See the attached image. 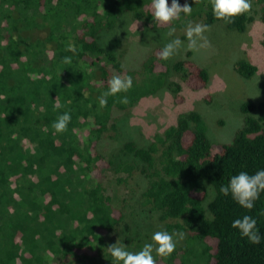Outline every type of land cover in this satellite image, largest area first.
I'll use <instances>...</instances> for the list:
<instances>
[{"label":"trees","instance_id":"1","mask_svg":"<svg viewBox=\"0 0 264 264\" xmlns=\"http://www.w3.org/2000/svg\"><path fill=\"white\" fill-rule=\"evenodd\" d=\"M185 2L190 15L160 24L151 0H0V264H111L107 238L124 214L107 171L166 231L186 233L183 244L155 264H264V239L253 245L231 228L234 219L250 215L264 237V193L250 211L219 193L231 176L264 169V96L242 102L241 124L228 141H211L193 107L145 145L128 140L109 154L102 146L119 139L117 116L143 96L168 90L182 103L183 87L202 90L210 78L192 51L165 61L157 43L139 68L128 69L121 54L101 43L102 30L127 14L154 34L197 18L237 33L255 20L264 23V0H250V9L231 23L213 16L210 0H179ZM70 43L74 53L66 50ZM66 56L71 63H64ZM230 63L243 78L260 72L243 57ZM113 75L131 76L133 85L100 108L97 98ZM212 102L205 93L195 106ZM65 111L71 121L56 133L52 123ZM224 123L221 118L217 126ZM73 183L79 189L68 195Z\"/></svg>","mask_w":264,"mask_h":264},{"label":"rangeland","instance_id":"2","mask_svg":"<svg viewBox=\"0 0 264 264\" xmlns=\"http://www.w3.org/2000/svg\"><path fill=\"white\" fill-rule=\"evenodd\" d=\"M123 17L112 30L101 31V43L118 55L121 54L119 58L128 69L139 68V62L150 51V46L157 43L163 47L170 39L177 37L184 42V47H181L170 59L175 61L184 56L187 50L185 39L187 26L174 27L175 32L172 36H168V31L150 33L148 29H144L142 21L134 20L131 15L127 14ZM189 23L202 24V21L197 18ZM263 32L264 23L256 20L242 33L227 31L222 23L207 27L204 35L209 42V47L192 50L194 61L209 71L210 78L207 87L198 91L183 87L181 93L185 99L182 103L177 102L175 95L168 90L161 92L158 96L153 94L143 96L132 110L117 116L119 139L104 140L102 143L104 150L108 154L116 153L120 145L128 140L145 145L153 139L160 127L175 121L179 113L188 112L193 107L203 116L211 141L230 140L241 124L243 114H241L240 105L242 102L258 101L261 96H264ZM114 39L119 40L120 43L115 44ZM235 55L237 59L243 57L253 62L260 72L248 79L237 75L230 63ZM170 79L181 83L175 75H172ZM205 93L213 95L212 104L202 103L195 106V99ZM221 118L225 119L224 127L217 126ZM106 173L115 206L119 207L124 214L123 221L115 229L117 233L108 235L107 247L118 240L129 251H138L143 244L150 242L154 232L165 230V223L158 220L155 212L150 214L147 207H140L137 197L128 193L126 188L118 186L112 172L107 171ZM78 189L79 185L73 183L67 194ZM169 233H183L184 238L186 235L177 230ZM184 238L176 239V247L183 244ZM154 258L159 257L154 254Z\"/></svg>","mask_w":264,"mask_h":264},{"label":"clouds","instance_id":"3","mask_svg":"<svg viewBox=\"0 0 264 264\" xmlns=\"http://www.w3.org/2000/svg\"><path fill=\"white\" fill-rule=\"evenodd\" d=\"M213 16L225 23H231L233 19L250 9V0H210ZM152 16L155 22L160 24H168L176 20L181 15L188 16L191 14L192 7L185 2L183 5L179 0H171L169 6L168 0H151ZM207 31V25L197 23L195 25L189 23L185 29V39L187 41L186 48L189 51L198 48L209 47V42L204 35ZM175 29H169L168 36H172ZM184 47V42L177 38L170 39L159 52L162 60H169L177 51ZM67 51L75 52L73 44L67 45ZM72 57H64V63H71ZM133 81L131 76L113 75L108 81L107 90L104 91L97 99L100 108H104L107 104L109 96H115L118 93H126L132 87ZM121 103H128L127 96L120 97ZM71 121V114L68 111L59 114L52 123V129L56 133L67 130ZM219 193L223 196H231V199L240 207L252 210L255 202L264 193V169L257 170L253 174L241 171L229 178L226 185L219 187ZM216 193H212L215 198ZM231 228L241 239L253 245L261 243L262 237L260 230L257 228V220L250 215H243L231 222ZM183 239V233H169L166 230L156 231L151 235L150 242L143 244L138 251H129L123 243L118 240L109 245L106 250L110 256L111 264H155L154 254L156 257L167 258L176 247V239Z\"/></svg>","mask_w":264,"mask_h":264}]
</instances>
